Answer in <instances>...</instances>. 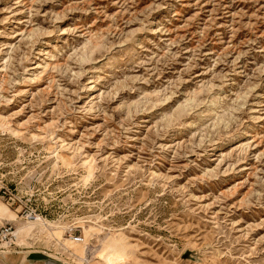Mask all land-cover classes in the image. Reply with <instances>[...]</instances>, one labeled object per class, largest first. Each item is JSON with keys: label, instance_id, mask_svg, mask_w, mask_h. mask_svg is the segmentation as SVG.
Listing matches in <instances>:
<instances>
[{"label": "rangeland", "instance_id": "obj_1", "mask_svg": "<svg viewBox=\"0 0 264 264\" xmlns=\"http://www.w3.org/2000/svg\"><path fill=\"white\" fill-rule=\"evenodd\" d=\"M0 180L47 260L264 264V0H0Z\"/></svg>", "mask_w": 264, "mask_h": 264}, {"label": "bare ground", "instance_id": "obj_2", "mask_svg": "<svg viewBox=\"0 0 264 264\" xmlns=\"http://www.w3.org/2000/svg\"><path fill=\"white\" fill-rule=\"evenodd\" d=\"M63 159V162H65L66 158L64 157ZM81 163L84 168H87L88 172L92 170L93 166L89 159H81ZM4 211L7 213L9 219H13L8 208H5ZM53 226V222L39 217L35 220L26 221L22 225L18 224L15 228V241H17L19 235L33 236L36 233H46L52 236ZM99 241V247L95 251L90 252L88 248H85L78 258H73L72 261H65V263L89 264L92 259L98 258L101 264H115L121 257L125 256V238L121 232L112 233L109 236L105 235L103 238L99 239ZM0 246L9 247L7 243H2ZM64 248L67 249L66 247ZM56 258L58 257L56 256Z\"/></svg>", "mask_w": 264, "mask_h": 264}, {"label": "crops", "instance_id": "obj_3", "mask_svg": "<svg viewBox=\"0 0 264 264\" xmlns=\"http://www.w3.org/2000/svg\"><path fill=\"white\" fill-rule=\"evenodd\" d=\"M4 206L14 212L9 205L4 204ZM5 221H8L7 213L4 210H0V224ZM0 247L5 248H0V264H60L57 261L45 259L37 250H24L25 247L22 248V246V250L15 249L16 247Z\"/></svg>", "mask_w": 264, "mask_h": 264}, {"label": "built area", "instance_id": "obj_4", "mask_svg": "<svg viewBox=\"0 0 264 264\" xmlns=\"http://www.w3.org/2000/svg\"><path fill=\"white\" fill-rule=\"evenodd\" d=\"M0 197L6 198L8 205H12L16 201H19L20 199L17 198L16 194L8 187L6 186L1 180H0ZM39 214L36 212V210L33 209H27L23 212L22 218L28 219H35V215ZM15 227L11 222H4L0 224V245L2 243H7L9 247H16L15 246ZM74 239H79V237H75ZM1 248V247H0ZM5 249V248H1Z\"/></svg>", "mask_w": 264, "mask_h": 264}]
</instances>
